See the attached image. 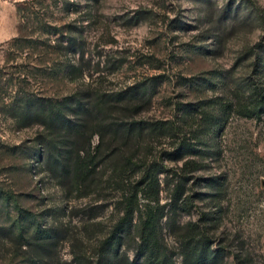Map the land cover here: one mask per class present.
I'll return each mask as SVG.
<instances>
[{
    "label": "rangeland",
    "instance_id": "obj_1",
    "mask_svg": "<svg viewBox=\"0 0 264 264\" xmlns=\"http://www.w3.org/2000/svg\"><path fill=\"white\" fill-rule=\"evenodd\" d=\"M33 6L45 23L63 27L83 42L82 57L73 58L82 70L77 81L57 83L47 76L50 58L15 50V38L40 33L37 23L21 31L18 8ZM260 11L264 0H0L4 226L16 215L13 201L4 202L6 195H13L42 227L63 225L68 230L57 249L60 264H77L75 253L83 254L85 264H93L100 242L122 214L120 202L126 193L120 184L135 182L143 168L108 169L86 192L65 191L44 162L32 164L6 154L7 147L32 145L38 133L36 127L19 129L8 106L21 87L55 96L81 88L111 92L147 83L153 85V98L148 110L136 117L147 129L131 148L138 153L136 161L161 166L159 205L171 215L173 190L187 177L185 195L194 197V208L176 214V227L184 231L202 213L215 214L219 221L213 231L217 244L226 248L225 263L264 264V116L248 119L241 112L244 80L252 69L243 62V52L261 39L256 16ZM182 140L197 152L171 162L165 154ZM134 218L136 238L140 221L138 215ZM169 226L163 225V234L171 261L182 264L180 244ZM135 249L134 239H128L124 262L135 261ZM12 254L10 246L0 251V264H28L22 257L12 259Z\"/></svg>",
    "mask_w": 264,
    "mask_h": 264
},
{
    "label": "trees",
    "instance_id": "obj_2",
    "mask_svg": "<svg viewBox=\"0 0 264 264\" xmlns=\"http://www.w3.org/2000/svg\"><path fill=\"white\" fill-rule=\"evenodd\" d=\"M33 7L18 8L23 22L21 31L37 23L40 33H24L26 35L15 38V50L50 58L52 67L47 76L51 80L57 83L63 79L77 81L82 70L73 58L82 57L83 42L69 31L64 32L63 27L45 23L44 17ZM248 15L247 19L253 12ZM256 16L263 34L259 42L243 52V62L250 63L252 68L243 84L245 100L241 112L248 119L264 116V11ZM43 35L48 39L42 40ZM153 90V85L144 83L120 91L81 88L68 95L45 96L21 87L8 106L10 115L19 129L36 127L38 133L32 145L7 147L6 154L32 164L44 162L51 177L68 192L75 188L86 192L102 180L108 169L143 168L142 176L135 182L120 184L126 193L120 202L122 214L100 242L93 264H122V261L130 264L124 262L125 255H122L128 239H134L136 245L135 261L131 264H173L163 234V225L169 223L170 232L180 244L182 264H226V248L217 244L213 231L217 230L219 221L215 214L202 213L197 221L189 222L184 231L176 227V214L191 212L194 208V197L185 195L183 180L187 177H181L175 186L169 204L171 215H168L164 211L166 207L159 205L161 166L141 164L140 159L136 161L138 153L131 146L146 128L136 117L148 110ZM196 152L192 143L188 145L182 140L174 151L165 155L177 163ZM34 168L31 165L30 171ZM11 200L16 215L8 227L4 226L0 215V251L10 246L12 259L22 257L28 264H60L57 249L68 230L63 225L42 227L35 214L22 209L17 197L6 195L4 202L9 205ZM135 215L140 221L136 238L132 236ZM8 237L11 239L5 241ZM74 256L77 264H85L83 254L75 253Z\"/></svg>",
    "mask_w": 264,
    "mask_h": 264
}]
</instances>
